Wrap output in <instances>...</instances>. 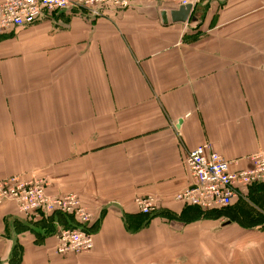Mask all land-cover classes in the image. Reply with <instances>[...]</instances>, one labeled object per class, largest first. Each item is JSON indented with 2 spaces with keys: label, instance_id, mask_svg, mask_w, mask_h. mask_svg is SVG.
I'll return each instance as SVG.
<instances>
[{
  "label": "crops",
  "instance_id": "obj_1",
  "mask_svg": "<svg viewBox=\"0 0 264 264\" xmlns=\"http://www.w3.org/2000/svg\"><path fill=\"white\" fill-rule=\"evenodd\" d=\"M180 6L72 8L0 34V180L42 179L92 213L85 226L4 201L0 264H264V179L224 208L176 198L191 149L232 170L264 150V0H203L174 22ZM74 227L93 249L58 253Z\"/></svg>",
  "mask_w": 264,
  "mask_h": 264
},
{
  "label": "built area",
  "instance_id": "obj_2",
  "mask_svg": "<svg viewBox=\"0 0 264 264\" xmlns=\"http://www.w3.org/2000/svg\"><path fill=\"white\" fill-rule=\"evenodd\" d=\"M146 0H0V34L12 29L31 26L50 14L67 9H86L94 16L103 14L101 7L114 6L121 9L132 7L136 2ZM174 1L181 6L194 7L203 0H152ZM251 167L232 170L231 162L203 144L191 149L186 157V166L193 183L179 192L178 200L203 209L224 208L238 196L237 188L264 179V150L250 156ZM47 182L42 179L25 180L10 176L0 180V204L15 201L24 213L73 214L83 225L92 219V213L82 204L81 197L74 192L63 196L47 193ZM136 204L141 212L152 213L156 202L152 197H138ZM57 252H88L94 247L93 235L83 228L65 229L59 235Z\"/></svg>",
  "mask_w": 264,
  "mask_h": 264
},
{
  "label": "water",
  "instance_id": "obj_3",
  "mask_svg": "<svg viewBox=\"0 0 264 264\" xmlns=\"http://www.w3.org/2000/svg\"><path fill=\"white\" fill-rule=\"evenodd\" d=\"M193 11V7L191 5L180 6L178 9L171 10V18L174 22H186L189 20L191 13ZM163 20L165 22L167 19V12L165 10L162 11Z\"/></svg>",
  "mask_w": 264,
  "mask_h": 264
},
{
  "label": "trees",
  "instance_id": "obj_4",
  "mask_svg": "<svg viewBox=\"0 0 264 264\" xmlns=\"http://www.w3.org/2000/svg\"><path fill=\"white\" fill-rule=\"evenodd\" d=\"M192 205V204H191ZM86 226V225H85ZM75 228V227H74ZM74 228H71V229H74ZM84 229V228H83Z\"/></svg>",
  "mask_w": 264,
  "mask_h": 264
}]
</instances>
